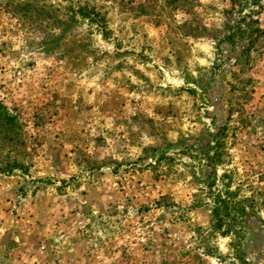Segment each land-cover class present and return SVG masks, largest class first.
I'll list each match as a JSON object with an SVG mask.
<instances>
[{
	"label": "rangeland",
	"instance_id": "374dc122",
	"mask_svg": "<svg viewBox=\"0 0 264 264\" xmlns=\"http://www.w3.org/2000/svg\"><path fill=\"white\" fill-rule=\"evenodd\" d=\"M0 264H264V0H0Z\"/></svg>",
	"mask_w": 264,
	"mask_h": 264
},
{
	"label": "trees",
	"instance_id": "16d2710c",
	"mask_svg": "<svg viewBox=\"0 0 264 264\" xmlns=\"http://www.w3.org/2000/svg\"><path fill=\"white\" fill-rule=\"evenodd\" d=\"M32 6H33L32 2L27 1V3L24 4L23 7L30 8ZM72 14L74 15L73 19H75V16H79L83 20L88 21L90 24H95L97 27H100V26L102 27L104 24L103 18L99 16L96 9L94 7L91 8L88 5L79 6L76 12L72 11ZM2 118L6 119L7 124H10L11 126V119L9 116H7L6 113H3ZM225 130H226L225 126L220 127L219 129H217V132L213 136V139L215 142L213 149H215V152L213 153L211 157L207 156L208 157L207 162L211 165L212 168H216V166L222 164L224 161L225 152L223 150V138L226 136ZM210 187L211 186H209V190H208L209 192L211 191ZM212 199L215 205L213 214L214 216L218 217L217 226H220V224H222V221H223V219L219 217L220 209L222 208V206L223 207L228 206L229 203H228V200L222 199L220 195H216Z\"/></svg>",
	"mask_w": 264,
	"mask_h": 264
}]
</instances>
